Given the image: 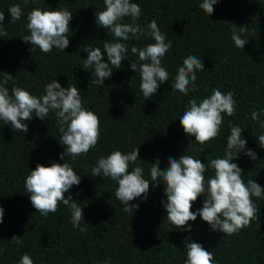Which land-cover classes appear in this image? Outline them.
Returning a JSON list of instances; mask_svg holds the SVG:
<instances>
[{"label":"trees","instance_id":"obj_1","mask_svg":"<svg viewBox=\"0 0 264 264\" xmlns=\"http://www.w3.org/2000/svg\"><path fill=\"white\" fill-rule=\"evenodd\" d=\"M141 8L136 21L145 27L153 19L172 47L162 59V66L169 72V80L160 84L157 93L145 98L140 90L141 76L131 70V63L139 61L131 48H143L154 43L150 37L132 38L128 45L127 59L119 69L112 67V75L104 85L92 84V72L83 69L87 48L103 50L106 41L118 42L114 35L99 27L96 12L105 9L104 0H0V12L5 20L6 36H0V73L10 74L14 81L5 87L11 94L12 87H20L36 97L44 94L45 85L56 79L62 87L76 86L80 90L82 106L96 114L100 121L97 145L87 154L60 159L65 151L59 140L57 118L50 112L41 121L33 114L28 132L14 130L10 123L0 120V264H19L27 254L33 264H185L186 245L199 243L214 256L213 264H264V195L252 197L259 209V219L237 234L226 235L212 231L199 216L189 221L185 228L177 229L167 221L164 203L166 185L160 179L157 186L150 176L151 164L160 160L165 170L168 159L190 155L207 164L209 159L224 158L229 125L239 126L247 141L246 150L255 152L257 160L239 153L238 164L243 170L242 179L255 180L264 189V148L257 138L264 135V114L253 120V111L264 110V0H218L209 16L200 7L203 0H131ZM19 4L23 15L12 22L10 6ZM35 8L43 11L64 10L73 13L70 21L69 46L63 51L53 47L42 53L37 46L22 41L30 35L27 16ZM122 23H132L125 17ZM247 27L241 34L248 43L238 49L232 40L233 29ZM33 47L32 52L29 51ZM193 55L202 60L205 70L197 71L198 91L185 96L172 89L177 69L183 60ZM0 74V80H2ZM191 88V86H189ZM212 89L222 93L234 92L235 115L224 117L218 136L204 145L195 142L194 136L184 133L179 118L189 107L188 101L198 102L212 94ZM139 148V159L130 163L143 169V178L149 181L147 199L142 195L129 202L139 205L130 212L116 198V181L110 177H93L92 168L99 157L113 151L129 153ZM204 151L201 152L200 149ZM69 163L81 177L80 184L72 186L64 196L79 203L84 213L80 227L74 228L69 208L59 203L55 213L43 216L32 206L25 179L36 165ZM214 170L205 172V180L214 177ZM206 196L198 197L191 211L202 208ZM88 224V225H86ZM21 237L22 243L11 241Z\"/></svg>","mask_w":264,"mask_h":264},{"label":"clouds","instance_id":"obj_2","mask_svg":"<svg viewBox=\"0 0 264 264\" xmlns=\"http://www.w3.org/2000/svg\"><path fill=\"white\" fill-rule=\"evenodd\" d=\"M218 0H203L199 7L209 16L214 12L213 5ZM25 5L28 0H24ZM105 9L96 12V22L99 27L110 31L118 42L111 40L103 43V50L107 54V63L99 47L87 48V59L83 61V69L92 72V84L104 85V81L111 77L112 67L119 69L121 61L127 59L128 45L124 42L141 36L150 37L154 43L143 48L133 46L131 52L138 55L141 63L132 62L131 70L139 72L141 76L140 90L147 99L157 93L160 84L169 80V72L162 66V59L171 49L172 42L167 41L161 32L155 19L145 27L136 23L141 15V8L131 0H104ZM8 12L11 21H18L23 15L19 4L9 7ZM125 17H130L132 23H122ZM73 13L64 10L43 11L39 8L33 9L27 16L26 25L30 35L24 36L22 41L37 46L42 53H50L53 47L63 51L69 46L68 33L70 32V21ZM5 16L0 12V36H6L3 28ZM247 31V27H235L232 40L238 49H243L248 43L241 38V34ZM33 47L29 50L32 52ZM110 65L112 67H110ZM205 70L204 63L196 56L189 55L183 60L181 67L172 84V89L187 96L189 91H198L197 71ZM2 74L0 80V120L10 123L14 130L27 133L28 124L33 114L41 121L54 113L59 131L62 134L60 144L65 151L60 154V159L71 156L73 160L87 154L89 150L97 145L100 137V121L96 114L82 106L80 90L76 86L69 85L67 88L61 86L56 79L45 85L44 94L36 97L27 90L20 87H12L11 94L5 85L14 81L8 73ZM191 86V88L189 87ZM234 92L222 93L219 89H212V94L197 101L195 98L188 101L189 107L179 118L183 131L188 136H194L195 142L204 145L215 139L220 133V126L224 117L222 113L232 117L236 111V101L233 99ZM264 114L253 111L251 117L259 121ZM264 128V122L260 123ZM230 135L226 141L224 158L209 159L207 164L202 163L190 155H182L179 159H168V167L161 170L160 160L151 164L150 176L155 185L160 179L166 185L165 195L167 197L164 208L167 211V221L177 229L191 232V227L185 228L189 221H195L199 216L206 222L212 231H219L226 235L237 234L241 229L248 227L252 220L259 219V209L253 203L252 197L261 198L264 189L255 180H248L247 184L242 179V169L234 159H239V153L253 160H257L255 152L246 150L247 141L242 138L244 131L239 126L229 125ZM258 143L264 148V135H260ZM204 151L203 148L200 149ZM139 148L133 149L125 154L119 150L113 151L106 158L101 156L92 168L93 177H110L116 181L118 188L115 196L124 205L123 211L130 212L138 209L139 205H130L129 202L144 196L147 199L149 181L143 178V169L134 167L129 172L130 163H135L139 158ZM214 170V177L205 180V172ZM81 177L78 176L69 163L62 165L53 162L51 166L45 167L37 164L25 179V188L30 193L32 206L43 216L55 213L59 203L62 202L71 211V223L74 228L81 232L87 228H81L80 223L84 221V213L79 203L71 196L67 199L64 194L74 185H79ZM206 196L202 208L196 212L191 211L192 205L198 197ZM4 210L0 208V224L3 223ZM85 223V222H84ZM86 224V223H85ZM88 225V224H86ZM11 241L21 244V237L13 235ZM187 259L185 264H213L214 256L211 251L203 248L199 243L192 241L186 245ZM2 255V250H0ZM19 264H33L29 255L25 254ZM105 264H108L106 261Z\"/></svg>","mask_w":264,"mask_h":264}]
</instances>
